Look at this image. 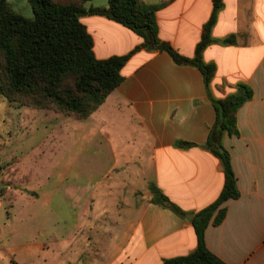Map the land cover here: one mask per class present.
<instances>
[{
    "label": "crops",
    "instance_id": "1",
    "mask_svg": "<svg viewBox=\"0 0 264 264\" xmlns=\"http://www.w3.org/2000/svg\"><path fill=\"white\" fill-rule=\"evenodd\" d=\"M10 1L14 9L32 15L29 0H24L23 10ZM141 1L158 6L160 40L192 56L211 15L212 0ZM223 4L212 28L215 41L203 51V60L216 65L208 90L197 67L176 63L153 43L132 54L121 69L122 82L84 119L88 140L100 137L96 147L103 158L115 159L109 168L119 173L90 198L95 206L107 207L112 224L89 225L84 244L76 235L71 238L66 250L72 258L62 263L58 238L42 241L25 232L14 241L2 229L6 211L0 194V264H163L166 258L190 253L196 247L191 220L218 196L224 181L219 160L202 147L216 118L209 94L223 98L239 82L249 84L253 96L237 111L239 134H225L223 144L231 153L240 196L225 202L224 220L206 228L205 241L228 264H264V0ZM85 6L104 7L107 0H91ZM80 21L92 36L98 59L126 54L143 41L99 14H85ZM228 35H234L235 42L222 44L219 39ZM141 181L148 193L133 203L130 192ZM152 183L179 213L152 202ZM100 232L105 239L98 245ZM111 246L117 249L109 256ZM84 252L89 256L82 260Z\"/></svg>",
    "mask_w": 264,
    "mask_h": 264
},
{
    "label": "trees",
    "instance_id": "2",
    "mask_svg": "<svg viewBox=\"0 0 264 264\" xmlns=\"http://www.w3.org/2000/svg\"><path fill=\"white\" fill-rule=\"evenodd\" d=\"M32 16L14 9L8 0H0V97L21 105L52 110L76 119L88 118L122 82L121 69L141 48L166 51L178 64L197 67L208 90L216 65L203 60V51L213 43L212 28L223 0H212V12L203 24L200 40L192 56L178 53L158 37L156 10L141 0H107L104 7H86L91 0H29ZM85 14H99L134 31L143 41L130 52L98 59L93 39L80 21ZM222 44L235 42L234 35L219 39ZM214 124L202 145L218 160L223 172V186L218 196L197 211L191 220L196 247L186 255L163 260V264H228L213 253L205 241L206 228L220 224L227 213L225 202L240 196L231 153L223 136L239 134L238 109L253 96V88L239 82L233 93L213 98ZM178 144L192 145L187 141ZM152 202L179 213L173 203L155 184L149 185Z\"/></svg>",
    "mask_w": 264,
    "mask_h": 264
},
{
    "label": "rangeland",
    "instance_id": "3",
    "mask_svg": "<svg viewBox=\"0 0 264 264\" xmlns=\"http://www.w3.org/2000/svg\"><path fill=\"white\" fill-rule=\"evenodd\" d=\"M12 2L20 10L27 7L24 0ZM84 125V119L0 97V194L6 211L2 213V229L14 241L25 232L42 241L58 238L62 263L72 258L66 250L71 238L76 235L84 244L89 225L105 227L113 221L107 207L95 206L90 198L107 179L118 176L109 168L115 159L101 156V149L96 147L100 137L89 141ZM145 186L141 181L130 192L133 203L144 200L148 193ZM121 204L116 205V211ZM86 205L89 210H85ZM100 237L98 245L105 235L100 232ZM116 249L111 246L109 256ZM84 253L82 260L89 256Z\"/></svg>",
    "mask_w": 264,
    "mask_h": 264
}]
</instances>
